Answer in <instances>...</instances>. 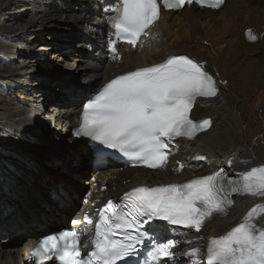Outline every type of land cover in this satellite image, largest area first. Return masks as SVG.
<instances>
[{
  "label": "bare ground",
  "instance_id": "bare-ground-1",
  "mask_svg": "<svg viewBox=\"0 0 264 264\" xmlns=\"http://www.w3.org/2000/svg\"><path fill=\"white\" fill-rule=\"evenodd\" d=\"M107 5V0H0V156L4 158L0 180L8 174L6 180L3 178L4 195L0 194V264H32L28 252L40 232L56 224L66 225L72 214L71 219L79 217L92 203L97 205L102 195L112 196L145 181V174L148 182L180 181L213 171L218 164L226 165L233 173L264 164V0H225L216 11L192 5L164 13L152 31L153 40L140 43L135 52L119 47L123 53L119 60L108 57L102 43L109 32L111 12ZM246 28L263 35L250 43L244 38ZM71 29L76 30L70 35ZM76 32L77 40L72 45L69 40L76 39L72 36ZM57 35L59 43L53 44ZM36 42L41 45L33 51ZM180 53L198 59L216 77L219 86L214 98L196 104L193 111L194 117H212L211 129L198 134L193 142L177 141L174 157L185 164L183 171L175 174L167 165L168 172L147 173L107 161L98 173L85 180V189L67 182L65 176L74 175L70 170L74 162L78 165L91 155L87 145L78 144L65 154L70 155L68 165L54 156L47 160L58 175L38 171L37 186L29 196L41 202L40 209H35L33 199H24L20 211L15 210V205H6L9 172L18 176L33 170L45 152L41 144H51L52 133L58 136L56 130H51V135L47 131L44 138L36 135L44 131L35 118L38 110L45 111L46 101H51L47 109L49 122L61 134L66 132V141L59 142L64 149L69 132L63 129L77 125L79 107L86 94L95 92L98 85L118 72ZM70 54L73 56L68 65L65 59ZM50 55L71 71L54 83L53 94L52 82L42 87L39 77L42 69L49 66ZM56 65L51 64L52 69ZM40 100L41 105L37 103ZM13 162L28 169L8 172L7 167H13ZM87 192L90 197L85 203ZM253 208L255 223L264 228V197H237L227 215H214L194 237L218 236L243 221Z\"/></svg>",
  "mask_w": 264,
  "mask_h": 264
},
{
  "label": "snow or ice",
  "instance_id": "snow-or-ice-1",
  "mask_svg": "<svg viewBox=\"0 0 264 264\" xmlns=\"http://www.w3.org/2000/svg\"><path fill=\"white\" fill-rule=\"evenodd\" d=\"M185 2L164 0V6L179 8ZM196 3L215 9L223 0ZM116 13L108 21L114 34L135 47L138 37L159 18L158 0H119ZM247 35L250 40L256 39L251 30ZM112 52L115 54V46ZM216 95L215 81L203 65L184 55L170 56L162 63L128 71L106 83L95 98L84 104L74 134L91 137L148 168H160L168 159L169 144L175 137L192 139L210 126V120L196 122L189 113L198 97ZM237 175L238 179L233 180L220 169L183 184L136 187L124 194L121 203L108 200L99 211L94 235L88 241L82 244L81 233L75 230L46 235L31 255L36 264L53 258L58 264H118L146 240V232L141 229L153 220L200 232L214 215L227 214L226 208L233 203L231 194L264 197V165ZM255 212L253 208L226 234L210 238L203 261L201 250L192 248L187 254L191 264H264V228L255 223ZM72 223L79 225L82 221ZM83 223L91 226L94 222L86 214ZM151 239L146 264H168L174 259V239L165 242L160 235ZM88 247L92 250L84 258L83 249Z\"/></svg>",
  "mask_w": 264,
  "mask_h": 264
},
{
  "label": "rangeland",
  "instance_id": "rangeland-1",
  "mask_svg": "<svg viewBox=\"0 0 264 264\" xmlns=\"http://www.w3.org/2000/svg\"><path fill=\"white\" fill-rule=\"evenodd\" d=\"M75 30L76 29L68 30L69 31V34L71 35V33L73 31H75ZM58 35L55 36V38L53 39L54 40V41H52L53 44H58L59 43L58 41H59L60 38H59ZM77 35L78 34L76 32V34H73L72 36H74V38H76ZM72 40H73V37H71V40H69L70 42L69 41H67V42L71 43L72 45H75V42H76L77 38L74 41H72ZM60 44H63V43H60ZM40 45H41V42H36L35 45H34V47L32 48L33 51H36V48L39 47ZM67 46H68L67 47L68 50H70L71 49V46H69V45H67ZM82 50H84V48H82ZM58 54L59 53H57V55ZM72 56L73 55L70 54L65 59L66 61H68V65L70 63L69 61L72 58ZM51 57H52L51 55L49 57H47L48 58L47 64L49 66L46 67V69L45 68L42 69L41 74L39 73V75H40L39 77H40V80H42L41 83H40L42 87L43 86L48 87L49 86L48 83L49 82H52V85L50 86L51 88L50 87L49 88H50V92L53 94V91L56 90V87H55L56 85L54 83L57 82L61 77H63V76L66 77V75L67 74H70L71 71L68 70L65 67V65H64V68H63L62 65H63L64 62H62V61H59V62L56 61L55 62L56 59L53 60L52 59L53 57L52 58ZM51 64L52 65L53 64H58V65H56V67H54V69H52L53 66H51ZM49 68H51L50 71H49ZM61 68H63V69H61ZM85 97H87V94L85 95ZM37 103L39 105H41V100L38 101ZM48 106L49 107L51 106V101L50 102L49 101L48 102L46 101V104H45V107H44V110H45L44 112L42 110H38V112L36 113L35 120H36L37 124L39 125V128L42 129V130H44L42 132V135H39V134H41L40 132L38 134H36V135H38L40 138H44V137H47V135H46V132L47 131L50 132L51 130H54V131L56 130V133H57L58 136H56L55 134L53 135V133H52V139L53 140H52L51 144H48V142H47V144H41L42 146H40V147L45 149L44 154L41 156L42 159L41 160L39 159L38 160V163L33 166V170L30 169V171L27 174L20 173L18 176H14V174L12 172H9V170L10 171H13L14 170L13 172H16L17 170H19V169H21L23 167L24 168H27L26 165H24V164H20V163L13 162V164H14L13 167L10 166V165H8V167H7V171L11 174V177H8V182L6 184L7 185V191H9V192H5L6 195H7V196L5 195V199H6V202H7L6 205L8 207L15 205L14 206L15 210H19L20 211V209L24 206V203L26 201L24 199H27L29 201H31V199H33L32 202L35 203L34 204L35 209H40V207L42 206V205L39 206V204L41 202L38 203V201H36V199L34 197L29 196V194H31V192L33 191L32 189L33 188H36V186H37V181L36 180H37L38 175L40 173V172L38 173V171L45 170L46 172H50L52 174H54L53 172H56V174L58 175V171L56 169H52L51 166H49V164L47 163L48 162L47 160H49L51 157L54 156V158H60L61 161L64 162V163H66L67 165L69 163V156L70 155L69 156H66L65 154H67L68 152H70V150H72L73 147H72L71 144L66 143L65 148L64 149L62 148L64 146H63V144H61L59 142L60 141L61 142L63 141V143H64L66 141L64 139V138H66V132H64V133L61 134V132H59V130H58L59 128L58 129L57 128L54 129L53 123L52 122H49L50 119H48V112H50V110H47L49 108ZM68 127H70V125ZM66 128L63 129V130H66V131L69 132L70 128H67V129ZM63 130H62V132H63ZM50 135H51V132H50ZM50 135L48 137H50ZM60 137H61V140H60ZM58 146H59V148L57 149L56 147H58ZM16 157H18V156H16ZM0 160H2V161H0V166L2 168L3 167V163H4L3 162L4 158L2 159V157L0 156ZM7 160H9V159H7ZM78 161L80 162L81 160H78ZM26 162H27V164H29L28 161H26ZM87 162H88L87 161V156H85L84 159H83V161L81 163H79L78 165L76 164L78 162H76V163L74 162V164L72 163L73 164L72 165V168L71 169L69 168V169L72 170V171H74V175L73 176L65 175L66 177H68L67 178V182H71L72 184H76L78 186L81 185L80 187L86 189V187H88V186L84 182H85V180L88 181V177L91 175V168H89V165H88ZM0 172L3 173V171H0ZM63 172H65V171H63ZM63 172L61 174H63ZM7 175H5L4 177H2L1 180H0V189H1L0 190V194H2V195H4L3 194V192H4L3 191V185L5 184V180H6V176ZM3 178H5V180ZM19 184H21V185L19 186ZM14 191H15V194H14ZM22 192L24 193V195L22 194ZM9 194H11V195H9ZM17 202H19V206L18 207L16 206V203ZM65 223L64 224H61V223L60 224H56L55 227L60 226V225H65ZM50 228H53V226L52 227H47V229H50ZM2 237H4V235Z\"/></svg>",
  "mask_w": 264,
  "mask_h": 264
},
{
  "label": "water",
  "instance_id": "water-1",
  "mask_svg": "<svg viewBox=\"0 0 264 264\" xmlns=\"http://www.w3.org/2000/svg\"><path fill=\"white\" fill-rule=\"evenodd\" d=\"M90 138L91 137H87V136H83V135L77 136L74 133H69V136H68L69 142H67V143L71 144L72 147L74 145L77 146L78 144L83 146L86 144V142ZM70 217H72V216H70Z\"/></svg>",
  "mask_w": 264,
  "mask_h": 264
}]
</instances>
